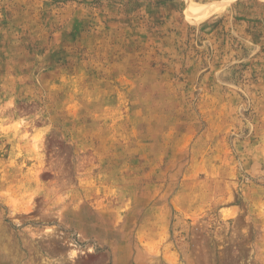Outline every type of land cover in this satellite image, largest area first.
Returning <instances> with one entry per match:
<instances>
[{
    "label": "rangeland",
    "instance_id": "374dc122",
    "mask_svg": "<svg viewBox=\"0 0 264 264\" xmlns=\"http://www.w3.org/2000/svg\"><path fill=\"white\" fill-rule=\"evenodd\" d=\"M0 264H264V0H0Z\"/></svg>",
    "mask_w": 264,
    "mask_h": 264
},
{
    "label": "bare ground",
    "instance_id": "6f19581e",
    "mask_svg": "<svg viewBox=\"0 0 264 264\" xmlns=\"http://www.w3.org/2000/svg\"><path fill=\"white\" fill-rule=\"evenodd\" d=\"M231 1V0H230ZM219 3V2H218ZM198 4V3H197ZM201 9V8H200ZM218 9V8H217ZM216 9L215 8H212L210 9L209 13H212L213 11H215ZM196 12V11H195ZM203 14V13H202ZM207 14V13H206Z\"/></svg>",
    "mask_w": 264,
    "mask_h": 264
}]
</instances>
